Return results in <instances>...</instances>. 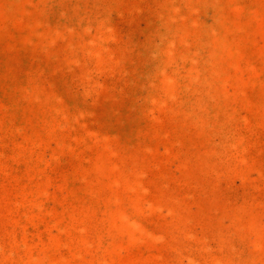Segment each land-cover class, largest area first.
Segmentation results:
<instances>
[{
    "label": "rangeland",
    "instance_id": "374dc122",
    "mask_svg": "<svg viewBox=\"0 0 264 264\" xmlns=\"http://www.w3.org/2000/svg\"><path fill=\"white\" fill-rule=\"evenodd\" d=\"M0 264H264V0H0Z\"/></svg>",
    "mask_w": 264,
    "mask_h": 264
}]
</instances>
